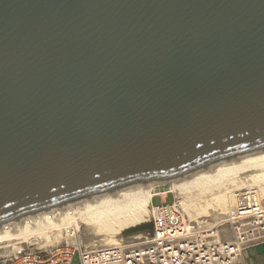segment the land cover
<instances>
[{
    "label": "water",
    "instance_id": "95a60500",
    "mask_svg": "<svg viewBox=\"0 0 264 264\" xmlns=\"http://www.w3.org/2000/svg\"><path fill=\"white\" fill-rule=\"evenodd\" d=\"M264 152V0H0V223Z\"/></svg>",
    "mask_w": 264,
    "mask_h": 264
},
{
    "label": "built area",
    "instance_id": "2783aa9c",
    "mask_svg": "<svg viewBox=\"0 0 264 264\" xmlns=\"http://www.w3.org/2000/svg\"><path fill=\"white\" fill-rule=\"evenodd\" d=\"M156 196L161 197L158 204ZM181 197L170 184L155 187L149 206L151 229L137 245L90 249L82 241L80 226L68 225L60 231L61 241L0 256V264H73L76 255L81 264H247L244 251L264 245V197L257 186L236 191L224 219L208 225L190 220Z\"/></svg>",
    "mask_w": 264,
    "mask_h": 264
},
{
    "label": "bare ground",
    "instance_id": "6f19581e",
    "mask_svg": "<svg viewBox=\"0 0 264 264\" xmlns=\"http://www.w3.org/2000/svg\"><path fill=\"white\" fill-rule=\"evenodd\" d=\"M163 184H170L172 190L182 196L180 201L193 223L207 218L218 223L224 219V215L233 203L235 192L239 189L254 185L264 196V152L154 184L10 219L0 223V248L4 247L5 242L14 244L16 240L21 243L31 236L47 238L49 232L53 230L61 231L68 225L80 226V222L86 225L90 232L87 237L90 238L88 239L90 242L85 241H88L90 249L124 243L119 241L120 238L135 221L140 222L139 220L145 217L155 187ZM185 194L188 196L191 194L190 202H186L190 199L188 196L185 199ZM163 196L165 197L166 194L163 193ZM198 198L201 200L199 201ZM119 233H122L120 237L117 235ZM134 238L143 242L146 236L139 234ZM97 241L99 243L95 244ZM139 243L141 241L130 245ZM12 247V249L9 247L10 249L0 250V256H9L21 249L19 245Z\"/></svg>",
    "mask_w": 264,
    "mask_h": 264
},
{
    "label": "rangeland",
    "instance_id": "374dc122",
    "mask_svg": "<svg viewBox=\"0 0 264 264\" xmlns=\"http://www.w3.org/2000/svg\"><path fill=\"white\" fill-rule=\"evenodd\" d=\"M188 194V193H187ZM187 194H185L184 195V197H185V199H186V197L188 196ZM191 194H189V196H190ZM188 196V198L190 199V200H186V202H190L191 201V198ZM166 197V196H165ZM264 197V196H263ZM187 198V199H188ZM173 200V195L172 194H170V195H168V198H167V201H169V202H171ZM198 200H199V198H198ZM201 200V199H200ZM199 200V201H200ZM161 202V197L160 196H156V197H154V204H158V203H160ZM185 208V207H184ZM186 209V208H185ZM186 212H187V210H186ZM188 214V213H187ZM225 216V215H224ZM145 220V221H144ZM140 222H142V223H140V222H138V221H135L134 222V225H132L131 227H130V231L128 230V231H126V232H124V234H123V237H121L120 238V240L119 241H122V242H124L125 244H134V243H138V242H142V240H140V239H137V240H135V236L136 235H139V234H141L142 236H147L148 234H149V232H150V229H151V223H150V221H149V211H147V213H146V215H145V217L144 218H142L141 220H139ZM202 221V222H201ZM81 224H80V229H81V238H82V241L84 242V244H86L88 247H89V245H88V241L90 242V240H88V239H90V238H87L88 237V233H90V232H88V230H87V226L86 225H84L82 222H80ZM197 223H201V224H203V225H208V224H214V223H216V221H213L211 218H207V219H202V220H200V221H198ZM135 229V230H134ZM55 231V232H54ZM60 231H58V230H53V231H51V233L49 232V236L46 238V237H44V238H42V236H31L30 238H28V239H26V241H23V242H21V243H18V241H14V244H13V242H5V244H4V247H1L0 248V250H5V249H12L13 247H12V245L13 246H15V245H19V247H21V249L20 250H22V249H27L28 247H31V246H42V247H46V246H49V245H52V244H55V243H57V242H59V241H61L62 240V234L61 233H59ZM123 233V232H122ZM121 233V234H122ZM120 233L119 234H117L119 237H120V235H121ZM118 236H116V237H118ZM41 237V238H40ZM87 238V239H86ZM122 239V240H121ZM132 239V240H131ZM86 240H88L87 242H85ZM135 240V241H134ZM139 240V241H138ZM133 241H134V243H133ZM10 245H9V244ZM97 243H99L98 241L95 243V244H97ZM101 243V242H100ZM6 245V246H5ZM10 247V248H9ZM90 248V247H89ZM20 250H18V251H20ZM247 257H250V256H247ZM73 264H81V262H80V258H79V256L78 255H76L75 256V258H74V261H73Z\"/></svg>",
    "mask_w": 264,
    "mask_h": 264
},
{
    "label": "crops",
    "instance_id": "0c3cea01",
    "mask_svg": "<svg viewBox=\"0 0 264 264\" xmlns=\"http://www.w3.org/2000/svg\"><path fill=\"white\" fill-rule=\"evenodd\" d=\"M243 256L247 264H264V245L246 249Z\"/></svg>",
    "mask_w": 264,
    "mask_h": 264
}]
</instances>
